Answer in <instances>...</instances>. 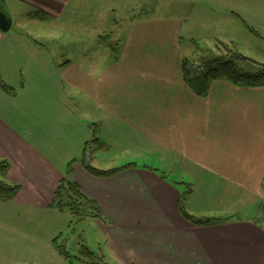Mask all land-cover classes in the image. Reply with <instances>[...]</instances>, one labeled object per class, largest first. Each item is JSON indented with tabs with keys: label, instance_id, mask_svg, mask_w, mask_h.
<instances>
[{
	"label": "crops",
	"instance_id": "0c3cea01",
	"mask_svg": "<svg viewBox=\"0 0 264 264\" xmlns=\"http://www.w3.org/2000/svg\"><path fill=\"white\" fill-rule=\"evenodd\" d=\"M14 1L29 5L27 22L39 21L30 16L34 11L49 22L67 0ZM199 10L219 24L236 18L216 3ZM191 22L133 14L122 30V48L110 43L108 51L81 52L91 60L101 54L106 65L61 62L67 85L56 80L54 94L38 104L40 113L53 116L47 133L26 130L23 120L19 127L6 121L19 102L9 100L11 85L13 92L0 88L9 96L0 91V162L9 163L4 179L20 185L11 199H0V264H6L5 249L19 246L15 231L41 239L24 227L30 219L44 223L50 210L61 212L51 203L66 177L97 201L103 220H95L117 264H264V86L219 79L207 95L196 94L182 76L189 57L183 30ZM73 90L85 93L82 105ZM95 129L106 145L93 157L96 167H102L101 150L127 158L101 168H122L113 176L92 175L81 164ZM188 186V212L219 218L218 223L198 225L182 216L179 199Z\"/></svg>",
	"mask_w": 264,
	"mask_h": 264
},
{
	"label": "rangeland",
	"instance_id": "374dc122",
	"mask_svg": "<svg viewBox=\"0 0 264 264\" xmlns=\"http://www.w3.org/2000/svg\"><path fill=\"white\" fill-rule=\"evenodd\" d=\"M215 3L232 11L236 16L234 21L219 24L213 19V15L204 16L199 10ZM28 8L29 5L26 7L14 0L3 3L2 10L12 19L13 25L8 31L0 29V80L11 85L15 93L9 94V97L0 91L9 100L19 102V108L14 105L16 110L8 112L6 121L19 127L23 120L25 129L29 128L36 134L47 133L54 127L53 116L48 112V116L40 113L38 104L40 99L54 94L53 85L56 80H62L67 85L69 79L66 77L67 73L63 72L65 66L60 67L61 62H72L73 66L83 62L88 64L90 61L96 66L106 65L104 62L107 58L100 56L101 54L91 60L81 57V52L108 51L110 43L117 49L122 48V30L125 33L128 18L133 14L141 18L157 19L174 16L185 23L186 19H190V29L186 32L183 30L186 39L183 43L188 48L189 57L198 59L205 54L201 51L205 49L220 54L240 53L259 62L260 64L251 60L238 62L241 68L252 72L260 70L261 65H264V0H67L58 17L49 22H27L24 13L30 11ZM247 8L248 14L245 13L247 11H238ZM126 13L131 16L128 17ZM115 35L119 36V40H114ZM72 69L71 74H76L75 68ZM68 74L70 75L69 72ZM93 77L98 79L100 75L94 74ZM68 93L66 91L67 95ZM84 94L73 90L72 98L82 105L86 97ZM68 96L64 95L65 99L71 100ZM93 147L91 145L88 152H92ZM98 154L103 159L101 168L122 165L127 159H122V154L116 155L113 151L101 150ZM95 156L94 154L93 157ZM91 163L96 166L95 160L93 162L92 159ZM167 174L170 175V171ZM174 174L177 175V172L174 171ZM176 175L173 177H177ZM180 188L185 189V186L180 185ZM44 218V223L41 219V224L36 219H30L31 222H27L24 227L26 232L29 231L31 235L33 233L30 232H36L41 239L37 236L23 237L20 231H15L19 246L5 249L9 252L4 259L6 264H68L51 245L52 239L58 235H61L59 241L65 243L71 254L78 257L74 258L73 264H87L80 253L82 244L97 255H102L106 264H117L108 239L94 217H86L73 229L70 226L73 218L69 212L50 210L49 215ZM22 225L23 223L20 228ZM44 237L50 246H43ZM16 240L15 238L14 241ZM31 243L37 246L33 248L29 245Z\"/></svg>",
	"mask_w": 264,
	"mask_h": 264
},
{
	"label": "trees",
	"instance_id": "16d2710c",
	"mask_svg": "<svg viewBox=\"0 0 264 264\" xmlns=\"http://www.w3.org/2000/svg\"><path fill=\"white\" fill-rule=\"evenodd\" d=\"M30 16L39 20H46L48 17L40 12L34 11ZM254 32L255 30L251 28ZM256 32V31H255ZM205 54L201 55L198 59L194 57H185L182 63V76L188 83L192 90L200 95L205 96L210 89V83L214 80L226 79L236 85L244 86H264V65L262 64L260 70L252 72L245 70L238 65L240 61L251 60L257 64L259 62L244 56L240 53L220 54L214 53L211 50H201ZM1 78V77H0ZM0 88L7 92H13V88L7 85L4 81L0 80ZM94 138L86 143L84 155L81 159L82 166L92 175L99 177H109L117 174L122 168L116 169H101L92 165L95 151L106 148L104 142L101 141L95 129ZM94 145L92 152H88L89 147ZM91 153V154H90ZM90 154V155H88ZM9 163L8 161L0 162V199L9 200L15 196L19 189V184H12L7 182L4 177L7 175ZM70 175L72 172L70 165ZM191 193V186L181 194L179 199V211L182 216L190 222L198 225H211L219 222V218L204 217L196 218L186 209L188 195ZM51 206L61 212H69L72 216L71 228L73 229L76 224L84 220L86 217H94L103 220L101 216L100 207L96 200L90 197L80 186V184L69 177L63 178L54 194V199ZM61 235L53 239L54 245L59 252L68 262L73 264L74 258H78L71 254L66 247L65 243L59 241ZM81 255L85 258L87 264H106L103 261L102 255H97L87 245L82 244L80 251Z\"/></svg>",
	"mask_w": 264,
	"mask_h": 264
},
{
	"label": "water",
	"instance_id": "95a60500",
	"mask_svg": "<svg viewBox=\"0 0 264 264\" xmlns=\"http://www.w3.org/2000/svg\"><path fill=\"white\" fill-rule=\"evenodd\" d=\"M12 26V19L2 11V5L0 4V29L3 31L10 30Z\"/></svg>",
	"mask_w": 264,
	"mask_h": 264
}]
</instances>
